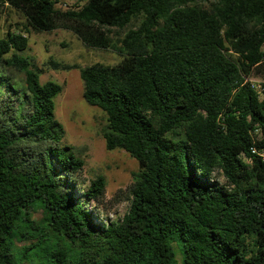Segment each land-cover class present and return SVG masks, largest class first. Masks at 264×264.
<instances>
[{
    "label": "trees",
    "instance_id": "obj_1",
    "mask_svg": "<svg viewBox=\"0 0 264 264\" xmlns=\"http://www.w3.org/2000/svg\"><path fill=\"white\" fill-rule=\"evenodd\" d=\"M1 1L36 32L66 29L122 56L48 65L78 69L83 99L105 114V148L138 170L127 212L96 221L87 204L105 181L75 194L84 161L61 146L62 87L40 82L27 37L8 32L0 89L14 85L7 69L22 72L28 105L0 110V264H264V0ZM108 28L125 29L117 44Z\"/></svg>",
    "mask_w": 264,
    "mask_h": 264
},
{
    "label": "rangeland",
    "instance_id": "obj_2",
    "mask_svg": "<svg viewBox=\"0 0 264 264\" xmlns=\"http://www.w3.org/2000/svg\"><path fill=\"white\" fill-rule=\"evenodd\" d=\"M85 2L86 0H57L55 6L62 10L75 9ZM137 23L138 21L133 20L131 26H136ZM108 29L113 44H117L125 29ZM8 32H22L27 37V48L21 54L33 59L39 70L40 82L51 80L62 87L54 99V118L63 129L61 146L69 147L84 161L78 174L83 184L75 185V194L80 196L92 180L102 176L105 181L103 194L99 200L89 201L87 208L93 213L96 221L120 220L130 205L129 189L138 164L124 150L105 148L101 136V128L106 124L105 114L99 108L88 105L83 99V85L78 69H53L48 65V60L84 67L96 62L116 64L122 56L111 48L88 47L73 32L66 29L36 32L27 25L25 16L19 10L0 0V38ZM4 75L9 77L14 85L11 90L4 87L0 89V105L4 107L0 110L9 109L10 112H16L19 104L25 108L28 104L21 96L24 86L23 73L10 68ZM249 80L259 88L263 78L251 76ZM214 174L219 183L225 184L219 170ZM32 215L37 219L40 218L41 212L35 210ZM16 245L20 246L21 243ZM176 264H180L179 259Z\"/></svg>",
    "mask_w": 264,
    "mask_h": 264
}]
</instances>
